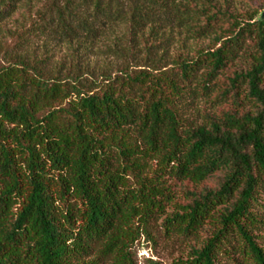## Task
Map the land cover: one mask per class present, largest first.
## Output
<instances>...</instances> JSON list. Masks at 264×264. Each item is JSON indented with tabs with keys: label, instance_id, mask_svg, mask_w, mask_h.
Masks as SVG:
<instances>
[{
	"label": "trees",
	"instance_id": "1",
	"mask_svg": "<svg viewBox=\"0 0 264 264\" xmlns=\"http://www.w3.org/2000/svg\"><path fill=\"white\" fill-rule=\"evenodd\" d=\"M22 1L0 0V22ZM168 1L82 0L73 5V34L74 28L90 34L86 23L100 19L136 29L154 16L151 7L168 8ZM82 5L93 21L76 17ZM253 35L251 68L233 74L220 96L244 101L254 112L187 126L175 108L183 88L205 67L195 88L211 90L213 78ZM229 36L214 52L168 72L125 73L90 90L75 80L45 78L23 62L0 66V264H131L139 238L134 219L146 223L170 201L159 179L199 185L217 172L223 173L219 187L192 193L182 214L165 219L167 230L195 234L218 206L231 202L220 215L222 229L189 264H216L233 232L247 248L243 253L264 264V248L250 234L264 226L254 212L264 192V18ZM153 160L157 168L149 176Z\"/></svg>",
	"mask_w": 264,
	"mask_h": 264
},
{
	"label": "rangeland",
	"instance_id": "2",
	"mask_svg": "<svg viewBox=\"0 0 264 264\" xmlns=\"http://www.w3.org/2000/svg\"><path fill=\"white\" fill-rule=\"evenodd\" d=\"M118 1L132 5L135 0ZM81 2L23 0L17 4L0 22V66L23 62L42 71L45 78L75 80L83 89L90 90L102 79H115L125 73L134 76L139 72L151 77L177 68L183 62L194 61L199 54L221 47L238 27L256 22L264 15V0H169L168 8L151 7L148 11L155 13L154 16L147 15L149 19L139 23L136 29L129 22L100 19L86 23L92 29L90 34L76 28L73 34V5ZM137 3L141 6V1ZM177 6L181 8L176 11L173 7ZM90 11L82 5L74 13L89 22L93 21L87 17ZM214 13H219L217 22L207 23ZM256 42L254 35L245 37L224 72L213 78L211 90L204 93L195 88L202 80L200 74L208 71L205 67L197 73L196 81L183 88L182 98L175 108L187 126L194 128L208 125L211 119L220 121L226 115L241 117L254 112L246 102L235 104L229 96L224 98L220 94L228 88L233 74L245 73L251 68ZM239 85L240 91H245L246 84ZM156 168L155 160L148 161L145 172L152 176ZM222 179V172L211 175L199 185L168 175L159 179L162 186L169 187L170 201H164L163 212L146 223L134 219L139 238L131 247V264L191 263L195 252L203 249L222 229L220 215L230 209L231 202L218 206L195 234L181 235L167 230L165 219L182 214L180 207L189 202L192 193L217 189ZM254 212L256 218L264 222V192L257 198ZM250 234L257 245L264 248V226L252 228ZM222 247L225 251L218 254L216 264H254L253 259L243 253L247 248L237 233H230ZM105 264L119 263L107 260Z\"/></svg>",
	"mask_w": 264,
	"mask_h": 264
},
{
	"label": "water",
	"instance_id": "3",
	"mask_svg": "<svg viewBox=\"0 0 264 264\" xmlns=\"http://www.w3.org/2000/svg\"><path fill=\"white\" fill-rule=\"evenodd\" d=\"M262 18H264V15L262 16Z\"/></svg>",
	"mask_w": 264,
	"mask_h": 264
}]
</instances>
